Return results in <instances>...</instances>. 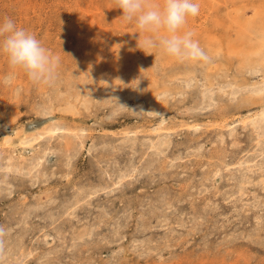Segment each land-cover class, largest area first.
I'll return each mask as SVG.
<instances>
[{
    "label": "rangeland",
    "instance_id": "obj_1",
    "mask_svg": "<svg viewBox=\"0 0 264 264\" xmlns=\"http://www.w3.org/2000/svg\"><path fill=\"white\" fill-rule=\"evenodd\" d=\"M194 2L200 5L199 15L188 20L184 31L193 32L210 57L208 62L139 49L145 36L155 34L125 22L116 0H0V21L11 18L34 33L59 60L50 80L33 82L0 56V144L7 136L15 144L21 133L30 135L44 123L73 130L74 135L79 129L86 132L81 139L62 135L34 147L35 156L46 148L55 153L45 170H39L38 181L30 175L6 174V159L12 156L7 148L0 149V226L5 229L0 264H17L10 249L21 251L23 240L28 244L24 249L34 250L28 264H264V120L256 118L253 125L244 120L264 108V92L253 105L245 101L250 87L239 89L230 101L227 94L218 101L216 92L217 101L200 111L194 107L203 91L201 79L200 86L192 81L191 87L183 88L184 76L177 75L188 67L196 76L211 74L214 90L233 80L261 88L264 62L252 59L246 65L249 47H230L238 32L231 13L241 8L244 18L255 25L264 20V0ZM152 3L162 5L163 0ZM249 36L253 45L256 35ZM9 75L13 78L7 85L3 79ZM178 87L182 93L175 98L158 97L159 103L154 102L164 89ZM142 108L148 112L156 108L171 130L162 160L149 147L150 139H156L151 130L161 117H151ZM191 114L200 116L188 118ZM128 131L137 133L129 135L132 142L122 135ZM66 142H71L69 164ZM15 158L13 165L23 168ZM124 170H133V176L120 188L113 179ZM244 179L249 184L236 194ZM94 186L108 189L87 203L81 201L75 217L64 214L55 221L62 212H71L75 199L93 194ZM28 215L30 223L25 225L21 217ZM66 218L73 224L64 222ZM60 220L64 243L53 229ZM77 231L83 237L74 244L71 238ZM47 234L55 238L50 245L43 242ZM57 249L65 252L62 258L50 254L40 259Z\"/></svg>",
    "mask_w": 264,
    "mask_h": 264
},
{
    "label": "bare ground",
    "instance_id": "obj_2",
    "mask_svg": "<svg viewBox=\"0 0 264 264\" xmlns=\"http://www.w3.org/2000/svg\"><path fill=\"white\" fill-rule=\"evenodd\" d=\"M246 0H239V2L243 4V2H245ZM233 20L238 24V32H237V36H236V39H234V42H233V46L230 45L231 42H227L231 48H233L234 46H237V45H246L249 47L248 51L244 53V59L246 61V65H250L253 63V60L252 59H256L255 61L257 63H263L264 62V20L263 21H259V23H255V25H251V23L249 22L248 19L244 18V13L243 11H241V8L239 9H235V11L233 13ZM234 32V30H233ZM249 33L250 34H254L256 35L255 37L257 38V40L254 41V44L252 45L253 43V38L251 39L250 36H249ZM233 34V33H232ZM232 36V35H231ZM235 36V35H234ZM251 43V44H250ZM216 45V44H215ZM229 47V46H228ZM242 47V46H241ZM234 51V50H233ZM153 53V52H152ZM162 54V53H161ZM221 54V53H220ZM255 57V58H254ZM243 59V57H242ZM165 65V64H164ZM190 68H184L182 71H177V75L179 74H182L184 76L183 78V88H188V87H191V83L192 81L195 82V86H200L198 85V80L201 79V87L203 88V91H200V104L196 103L197 105L194 107V109L197 107L198 110L200 111H205L207 110L208 108H210L212 105H213V102H216L217 101V98L214 96L216 95V92H218L217 94L220 95V98H218V101H220L219 99H221V97H223V95H226L227 94V97H228V101H230L231 98H234L236 96H238V92H239V89H242L243 87H250L248 88V97L245 98L246 100V104L248 103V105H253V103H255V100L254 98L257 97L258 95L262 94L264 92V82L262 83V86L261 88H252V86H246L242 83V81H237V80H233L231 81V83H229V85L223 87V85H221L220 83L218 84L219 88L218 90H214L212 89V87L215 85L212 86V79L210 78L211 74H207V75H203V76H196V75H193L192 74V71L189 70ZM198 70V69H197ZM192 74V75H191ZM86 75V74H85ZM83 76V75H82ZM168 77V76H167ZM170 79V78H169ZM215 79V78H214ZM223 79V78H222ZM221 79V80H222ZM220 79H218V82H222L221 80L219 81ZM217 82V81H216ZM230 87V91L229 93H227V91L225 90L226 87ZM216 87V86H215ZM182 93V91L179 90V87L174 89V90H166L164 89V91L160 94V96H155L154 98V102L156 103H159L158 100V97H161L163 99V97H170V98H175V96H177L178 94ZM159 94V93H157ZM78 97V96H77ZM78 99V98H77ZM239 99V98H238ZM164 100V99H163ZM222 100V99H221ZM165 101V100H164ZM163 101V102H164ZM204 101V102H203ZM185 101H180L181 105H185L184 104ZM223 102V101H222ZM154 103V104H155ZM167 104V103H166ZM187 104V103H186ZM74 106V105H73ZM69 107V106H68ZM152 107V106H151ZM150 107V109H151ZM179 107H182V106H179ZM154 108V107H153ZM156 108H160V107H156ZM155 108V110L151 111L149 109V112L147 110H145V108H142V112H148L147 114L149 116H153L155 113H159L160 115H158L159 117H161V123L159 124L158 127L154 128L151 130V132H155V136L154 138H156L155 140L154 139H150V142H149V147L150 149L158 152V155H159V160H162V156H164L165 154V150H168L169 146H170V142L171 140L169 139V136H170V132L171 131L170 129L166 128V123H165V119H164V115L161 114L159 111L157 112V109ZM166 108V107H164ZM53 109V107H52ZM161 111V110H160ZM163 111V110H162ZM155 112V113H154ZM145 114V113H144ZM43 115V114H42ZM49 115V114H48ZM147 115V116H148ZM157 115V114H156ZM225 115V114H223ZM186 116V115H185ZM189 117L188 118H196V117H199L200 115H196V114H191V115H188ZM146 117V116H145ZM256 118H260L259 120L263 121L264 120V108L261 109V111L257 114H254L252 116H248L246 117V119L244 120H248L247 123L249 124H255V120ZM49 120V119H48ZM242 121V123L244 124L245 121ZM46 121V120H45ZM225 121V120H224ZM221 123V122H220ZM251 125V126H252ZM227 127H230V125H227V126H224V128H227ZM184 128V127H183ZM233 128V127H232ZM259 128V127H257ZM168 129V130H167ZM181 129V128H180ZM260 129V128H259ZM197 128H195L194 131H196ZM231 130V128H230ZM229 130V131H230ZM74 131L73 130H70V129H65V128H62V127H59V126H55V125H48L46 123L42 124L40 127H38L35 131L32 132V134L30 135H26L27 133L24 132V133H21L19 136H18V139H17V142L15 144L12 143L11 141V138L10 136L8 137H5L3 142L0 144V149H2L3 147L4 148H7L6 152L11 154L12 158H9L7 157L8 159H6L7 163L5 165V169L7 170L6 174H14V175H19V176H27V175H30L31 179H37V181L39 180V178L37 177L38 174H41L39 172L40 169H44V165L47 164L48 165V161L51 160V158H49L50 156L52 158L53 155L55 154L54 152L52 153L50 149L46 148L45 150H42V152L40 153V155L38 156H35L34 155V147H37V146H41V145H44V144H47V143H51V141L55 138H59L60 136L62 135H69L71 138L72 137H78V139H81L83 136H85V131L83 129H79L78 130V134L74 135L73 134ZM193 133V132H192ZM130 134H137L136 132H123L122 135H124V139L125 141H131L133 138L129 137ZM84 138V137H83ZM136 138V136H135ZM165 138H168V141L165 140ZM149 140V139H148ZM132 142V141H131ZM71 142H66L65 143V156H66V160H68L67 164L70 163V158L72 157L71 153L70 152V144ZM128 143V142H127ZM135 146V145H134ZM43 147V146H42ZM200 147V146H199ZM201 148V147H200ZM13 149H16V153L13 152L12 150ZM199 148L197 147V150ZM12 151V152H11ZM139 151V150H138ZM28 152V153H27ZM153 152V151H152ZM145 153V152H144ZM261 153H263L261 151ZM260 153V154H261ZM17 157L19 158L20 162L24 164V167L23 168H19L16 166L13 165V163L11 162V160H16V158L14 159V157ZM41 156V157H39ZM263 156V155H262ZM260 155V157H262ZM172 157V156H171ZM258 157V156H257ZM173 158V157H172ZM175 158V157H174ZM177 158V157H176ZM12 160V161H13ZM18 160V159H17ZM171 160V159H170ZM177 160V159H176ZM261 160V159H260ZM174 161L175 160H171ZM15 162H18V161H15ZM163 163V162H162ZM166 163V162H164ZM260 164V163H259ZM258 166V165H257ZM165 167V166H164ZM169 167H174L173 164H169L168 165V168ZM248 167V166H247ZM166 168V167H165ZM251 168V167H250ZM253 168V167H252ZM261 168V167H260ZM45 170V169H44ZM245 170V169H244ZM19 171H22V172H19ZM246 171V170H245ZM133 170L132 171H121V173L115 177V179L111 178V180L113 179L114 182H115V185H118L120 184V188H121V183L126 180V179H129L131 178L133 175ZM142 172V171H141ZM37 173V174H36ZM43 173V171H42ZM53 174V173H52ZM52 176V175H51ZM214 176H218L217 174L214 175ZM41 177H42V174H41ZM102 177V176H101ZM231 178V177H230ZM232 179V178H231ZM112 180V181H113ZM234 180V179H233ZM245 180V179H244ZM235 181V180H234ZM262 181V180H261ZM103 182V181H102ZM249 181L248 180H245V181H241L239 186H238V192H236V194H240V191L242 190V185L243 184H247ZM114 184V183H113ZM249 184V183H248ZM264 184V183H263ZM262 184V185H263ZM92 185V184H91ZM114 185V186H115ZM98 187V188H97ZM95 187L94 186V189L95 191L93 192L92 190H90V192L92 191L93 194H87L88 196L85 197L83 200H78L75 199L74 201H76V203L73 204V206L71 207V212H68V211H65V212H62V214H60L59 217H57V219L55 220L56 222L62 218L65 215H68V216H71L73 211L75 212V210H77L79 207H81L82 205V202L81 201H84V202H88L89 199L91 197H93L94 195L97 196V193L99 192H105L106 189H108V187H102V186H97ZM264 187V186H262ZM91 188V187H90ZM83 189V188H82ZM263 189V188H262ZM84 191V190H83ZM86 194V192H83ZM109 192L106 193V196L108 195ZM84 194V195H85ZM78 196V195H77ZM233 196V195H232ZM79 197V196H78ZM94 199V197H93ZM51 201V200H50ZM119 201V200H118ZM72 202V201H71ZM54 203H52L53 205ZM49 205V204H48ZM168 205V204H166ZM172 203H170L169 207H172ZM40 206V205H38ZM44 206V205H43ZM67 206V205H65ZM69 206V205H68ZM42 207V206H41ZM39 209V208H38ZM64 209H66L64 207ZM27 210V209H26ZM45 210V209H44ZM27 212V211H26ZM30 212V211H29ZM28 212V213H29ZM25 213V212H24ZM31 213V212H30ZM29 213V214H30ZM16 214V213H14ZM107 214V213H106ZM22 215V214H20ZM15 216V215H14ZM19 216V215H18ZM23 216V215H22ZM73 216H74V213H73ZM108 217V215H106ZM37 216L35 215V218ZM75 217V216H74ZM106 217V219H108ZM13 220L16 219L15 217H12ZM22 220L21 222L24 223L25 225H28V223H30V216H25V217H21ZM112 218V217H111ZM110 219V218H109ZM55 221H51L50 222V225H54ZM64 222H70L69 224L72 225V220L70 219H63ZM64 222L62 224V220H60L58 222V224L53 228L54 231H56V233L58 234L57 237L58 239L60 240V242L64 243V237L61 236V231L58 229V226L59 228H62V226H64ZM67 225V224H66ZM44 227V226H43ZM76 227V225H75ZM98 227V226H96ZM33 228V227H32ZM35 228V227H34ZM45 228V227H44ZM27 229V228H26ZM43 230V229H42ZM25 231V229H24ZM27 231H29V229H27ZM53 231V230H52ZM89 231V235L87 234V237H89L90 235H92V229H88ZM26 232V231H25ZM24 234V233H23ZM72 234V233H71ZM26 235L30 236L29 240L32 241V237H31V234L27 233ZM73 237L74 238H71V241L75 242L74 244H78V242L76 241H82V237H83V234L79 233L77 231V234H73ZM7 238V237H4V239ZM45 238L47 239H43V242L46 244V245H50L54 240V236H51L50 234L48 235H45ZM28 240V241H29ZM21 243V242H20ZM32 243V242H30ZM22 244L23 246L21 251H15L14 247L12 249H10V253H11V257H17V264H28V260L32 259V256L34 255V250L33 251H29L27 250V248L24 249L25 246H27L28 244H26L24 242V240L22 241ZM34 244V243H33ZM81 244V243H80ZM35 245V244H34ZM30 246H33V245H30ZM87 249V248H86ZM27 252V253H26ZM16 253V254H15ZM58 253V254H57ZM65 254V252L61 249H57L56 252H52L51 251H47L45 254H42L43 256H41L40 259H43L45 257H47V255H50V254H53V256L51 258H56V259H60L62 258V255ZM17 255V256H16ZM11 257H8L7 260H10ZM50 258V260H51ZM55 259V260H56ZM14 260V259H13ZM43 263V262H42ZM3 264H6V261L5 263ZM58 264V263H56Z\"/></svg>",
    "mask_w": 264,
    "mask_h": 264
},
{
    "label": "clouds",
    "instance_id": "obj_3",
    "mask_svg": "<svg viewBox=\"0 0 264 264\" xmlns=\"http://www.w3.org/2000/svg\"><path fill=\"white\" fill-rule=\"evenodd\" d=\"M116 4L125 22H135L142 32L155 34L145 36L139 42V49H156L180 60H210L199 42L193 39V32L184 31L188 20L199 15L200 5L194 0H163L162 5L152 3V0H116ZM0 56L7 58L11 69L24 72L33 82L50 80L59 63L58 58H53L34 33L18 27L8 17L0 21ZM12 78L11 75L4 77L3 83L10 85ZM133 83L135 87L132 89L138 90L139 80ZM4 234L5 229L0 226V237Z\"/></svg>",
    "mask_w": 264,
    "mask_h": 264
}]
</instances>
